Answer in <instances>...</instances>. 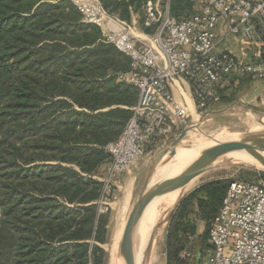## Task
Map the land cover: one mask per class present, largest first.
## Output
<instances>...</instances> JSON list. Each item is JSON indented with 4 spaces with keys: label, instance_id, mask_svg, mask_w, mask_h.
<instances>
[{
    "label": "trees",
    "instance_id": "16d2710c",
    "mask_svg": "<svg viewBox=\"0 0 264 264\" xmlns=\"http://www.w3.org/2000/svg\"><path fill=\"white\" fill-rule=\"evenodd\" d=\"M153 1L100 0L127 21ZM192 5L174 0L171 13L189 16ZM130 68L73 0H0V264H105L110 211H99L94 175L137 103L138 89L118 76ZM229 184L212 180L180 200L167 264L187 263L198 221L210 229Z\"/></svg>",
    "mask_w": 264,
    "mask_h": 264
},
{
    "label": "built area",
    "instance_id": "2783aa9c",
    "mask_svg": "<svg viewBox=\"0 0 264 264\" xmlns=\"http://www.w3.org/2000/svg\"><path fill=\"white\" fill-rule=\"evenodd\" d=\"M190 1L194 11L183 17L171 13L172 0L162 8L161 0L147 4L146 25L155 26L147 32L136 31L100 0H73L84 21L98 25L105 41L131 58L130 70L118 76L139 91L123 132L106 145L110 159L102 175H94L103 182L97 201L102 213L110 209L108 200L124 173L188 124L187 89L195 113H204L241 78L264 80V0ZM156 138L159 142L148 151ZM209 242L204 264H264V176L230 182L211 222Z\"/></svg>",
    "mask_w": 264,
    "mask_h": 264
},
{
    "label": "rangeland",
    "instance_id": "374dc122",
    "mask_svg": "<svg viewBox=\"0 0 264 264\" xmlns=\"http://www.w3.org/2000/svg\"><path fill=\"white\" fill-rule=\"evenodd\" d=\"M164 2L165 0H161V8ZM173 3L174 0H172L171 8L173 6ZM193 9L194 6L192 5L191 12L193 11ZM134 15H138V17L134 18ZM145 18V10L143 8L140 13H133L132 19L128 22L133 24V26L136 28V31H141L143 29L147 32L154 31L155 26H147ZM252 55V53L249 54V56ZM262 98H264V80H253L247 78L245 82L240 84L236 93H234L232 102L219 103L217 105V113H207V111L204 113L197 112L191 114L189 116L188 124L181 127V130L178 133L174 134V136H172L168 143L154 150L152 154L145 156L144 159L134 165L130 171L124 173L120 183H117L115 190L112 192L111 198L108 200L110 202V213L108 215L109 223L107 226L108 240L105 243H99L100 246L105 250V264H109L108 262L110 253L108 246L112 242L114 234L117 230L116 227L118 228L120 224L122 208L125 205L130 193V211L139 187L143 182L147 167L152 162V160L156 158V156L161 154L164 150H166L170 146L172 141L182 132V130L187 127H191V129L185 135L184 142L186 144L192 143V139L194 136H205L208 134L211 135L223 129H227L232 132H240V137L252 132H259L253 131L252 125L255 122H260V120L264 118V104L261 102ZM102 169L95 175L101 176L103 172ZM263 176L264 168L258 167L255 164L245 163L240 160L238 161L236 157H232L221 162L218 166L203 174L196 182L197 184L195 183L192 188L185 192L169 212L165 225L161 230V238L158 250L159 264H167L168 227L170 225L172 214L182 198H184L186 195H188L190 192H192L202 184L212 180L227 179L230 182L232 180L255 181ZM119 210L121 211L119 212ZM199 230L201 232V235L197 236L196 240L193 241V250L190 251L191 255L189 256V259L185 264L205 263L206 251L209 249V224L206 221L199 220L198 233ZM202 234H207L208 243L206 240H203ZM201 247L203 248L202 256L199 255L198 252L199 248Z\"/></svg>",
    "mask_w": 264,
    "mask_h": 264
},
{
    "label": "bare ground",
    "instance_id": "6f19581e",
    "mask_svg": "<svg viewBox=\"0 0 264 264\" xmlns=\"http://www.w3.org/2000/svg\"><path fill=\"white\" fill-rule=\"evenodd\" d=\"M252 129L253 131L263 130L264 118L261 119L260 122H255L252 125ZM237 137H240V132H232L227 129H223L211 135L194 136L192 143L179 146L173 157L158 166L151 179V184L181 173L205 148L215 145L218 141H226ZM233 157H236L238 161L255 164L258 167L264 168V165L250 151H238L233 154ZM199 178L200 177L193 179L183 187L157 195L146 206L142 216L135 225L133 233V256L135 264H159L158 250L161 230L165 225L169 212L183 194L195 185ZM129 197L130 193L122 208L120 224L118 228L116 227L117 230L112 242L108 246L110 253L109 264H127L120 253L119 247L129 214ZM120 211L121 210H119V212Z\"/></svg>",
    "mask_w": 264,
    "mask_h": 264
},
{
    "label": "water",
    "instance_id": "95a60500",
    "mask_svg": "<svg viewBox=\"0 0 264 264\" xmlns=\"http://www.w3.org/2000/svg\"><path fill=\"white\" fill-rule=\"evenodd\" d=\"M217 112L218 110H211L207 113ZM190 129L191 127L183 129L172 141L170 146L156 156L147 167L143 182L139 187L129 211L120 242V253L127 264H135L133 256L134 228L146 206L154 197L187 185L193 179L201 177L206 172L218 166L221 162L232 158L233 154L238 151H250L264 165V130H262L246 134L239 138L218 141L215 145L205 148L181 173L151 184V179L158 166L173 157L179 146L187 145L184 139Z\"/></svg>",
    "mask_w": 264,
    "mask_h": 264
},
{
    "label": "crops",
    "instance_id": "0c3cea01",
    "mask_svg": "<svg viewBox=\"0 0 264 264\" xmlns=\"http://www.w3.org/2000/svg\"><path fill=\"white\" fill-rule=\"evenodd\" d=\"M235 50H240L239 48H235ZM243 78H245L244 80H240V82L238 83V84H236V86H235V91H237L238 90V88H239V86H240V84L241 83H243V82H245L246 80H247V77H243ZM187 89V88H186ZM175 91H176V94H177V96L180 98V99H182V96H181V94H180V92H179V90L177 89V88H175ZM184 94H185V100H186V102H188V104H189V106H190V108H191V113L193 114V113H195V106H194V104H193V100H192V98H191V96H190V91L187 89V92H184ZM258 97V96H257ZM256 97V98H257ZM211 110H217V107H215V108H213V109H211ZM211 110H209V111H211ZM199 233H201L200 232V230H199Z\"/></svg>",
    "mask_w": 264,
    "mask_h": 264
}]
</instances>
